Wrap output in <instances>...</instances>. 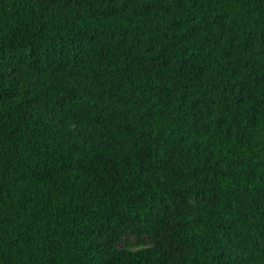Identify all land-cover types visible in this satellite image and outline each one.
Here are the masks:
<instances>
[{
  "label": "trees",
  "instance_id": "trees-1",
  "mask_svg": "<svg viewBox=\"0 0 264 264\" xmlns=\"http://www.w3.org/2000/svg\"><path fill=\"white\" fill-rule=\"evenodd\" d=\"M0 264H264V0H0Z\"/></svg>",
  "mask_w": 264,
  "mask_h": 264
}]
</instances>
